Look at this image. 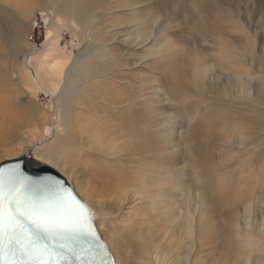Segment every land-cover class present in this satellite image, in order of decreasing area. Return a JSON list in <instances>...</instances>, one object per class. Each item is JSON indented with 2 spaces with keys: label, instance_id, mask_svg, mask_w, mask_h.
I'll return each instance as SVG.
<instances>
[{
  "label": "rangeland",
  "instance_id": "1",
  "mask_svg": "<svg viewBox=\"0 0 264 264\" xmlns=\"http://www.w3.org/2000/svg\"><path fill=\"white\" fill-rule=\"evenodd\" d=\"M82 1L92 4V20H97L96 25L100 27L94 34L90 32L89 27L83 28L70 14L63 13L62 10L54 11L46 0L45 3L44 0H0V69L9 80L2 84L17 86L21 83L19 82L21 78L23 82L28 83L30 89L28 95H22L20 104L24 106L25 103L34 102L44 108L41 115L39 111L37 119L30 117V120L22 122L20 132H15L10 140L6 137V145L0 141V163L30 152L32 156L42 162L45 161L68 179L77 196L90 209L94 219L91 202L79 189L86 186L91 198L102 204H98L101 205L98 209L100 213L103 212L105 224L99 219H94V222L114 258V247L109 241L110 232L125 230L128 233L129 222L126 220L130 218L128 213L131 209V205H127L123 211H117L120 207L118 197L124 189L118 190L117 178L126 175L127 179L129 172L135 175L139 170L143 155L141 151L135 150L136 147H140L139 145L145 148V156L156 154L155 161H148V165L153 167L159 165L161 157H164L166 163L169 158L171 159L166 143L170 137L172 140L170 142L177 153L175 160L178 161L176 164L179 169L178 186L181 185L184 190L190 186L194 196L200 198L205 206L210 224L209 233L217 239V248L213 245L211 251L213 256L219 258L220 251L217 254L214 250L217 251L221 244L228 242L227 232L230 225L232 224V230L238 236L242 225L245 227L247 222L252 221V214L249 221L244 214L242 216V206H245L243 203L247 200L249 202V197L254 198L253 196L262 192L259 188L260 178L264 173V154L260 151L262 148L264 151V137L246 150L238 148L239 141H235L233 143L235 151L232 150L233 152L227 156V152L222 151V144L227 146L228 143L225 144L221 138V130L224 128V120L233 114V111H244L248 116H253L251 107L255 104L254 100L258 93L264 95V0ZM132 4L136 5L126 7ZM159 16L161 19H158ZM58 17L62 19L59 24L54 23L56 29L54 30L50 26ZM12 18L17 20L18 26L22 29V36L8 42L6 36L1 34L4 32L1 27L4 25V28L9 30ZM156 19L158 21L154 24ZM163 22L164 26L161 28ZM147 25L154 27L158 40H163L161 44L164 43L162 45L164 47L157 50L159 56L154 55L153 38L149 42H144L145 45L142 46L137 40L133 42L135 35L130 30L131 26L143 28ZM116 34L122 36L117 37ZM120 39L129 41L123 43ZM18 43L20 50L16 52L13 48ZM221 45H224V56L220 53ZM48 48L54 49L52 61L55 58L65 61L62 80L57 81V89L53 88L54 83H51L50 79L53 75L50 65L53 62L42 61L43 54ZM235 50L239 51L236 53ZM150 51L151 53L153 51V55ZM86 52L89 53V57L85 59ZM196 59H201L202 62L205 60L214 68L211 77L206 79L208 90L205 95L196 87L198 75L194 74L195 68L199 67V64L195 67ZM241 60V67L249 72L250 78L244 77L246 88L237 95L229 88L233 74L226 69V62ZM220 61H224V69H221ZM76 62L78 70H74V73L75 75L79 72L84 73L81 77L85 82L82 89L89 87L87 93L92 97L84 94L78 105L73 106V109L76 108L72 117L76 120L75 127L85 124L88 118L95 123L97 121L101 123L94 111L101 112L104 106L108 108V105L101 104L100 96L110 93L109 89L113 91L120 89L131 95L130 103L127 102V105L133 106L135 110L145 106L147 101L152 104L155 117L150 113L146 114L144 120L147 118L148 125L139 119L145 128L141 134L136 129L134 137L138 136L135 140L137 144L133 141L131 150L130 148L126 150L128 152L125 156L120 154L112 156L111 151L99 153L100 147L87 146L86 139L80 148L78 145L62 148L63 156L61 155L62 159L58 163L47 161L43 151L38 150L42 146L56 144L65 135L73 133L75 127L68 130V123L66 125L60 115V107L63 102L62 90L66 83L65 74L73 71L71 67ZM90 75L92 77H89ZM92 78L94 79L89 81ZM213 79L214 81H211ZM140 84L145 90L141 91L143 97L136 98L134 93ZM113 85L117 88H113ZM120 90L116 94H121ZM142 93L138 95L142 96ZM13 100L19 103L16 98ZM258 101L260 100L257 99L256 102ZM261 103L262 101L258 104L259 107L263 106ZM154 121L165 123L158 128L157 125L151 126ZM238 122L240 126L246 125V119ZM101 125H105V122ZM84 130L85 128H82L81 132L85 133ZM249 131L255 130L249 126ZM240 137L237 133L235 140ZM149 144L154 148L148 147ZM204 146L206 149L211 148V162L206 170H199L196 164L204 160V156L200 155V148ZM123 160L128 161L125 164ZM165 166L168 167L167 164ZM115 173L119 176L117 177ZM113 176L116 179L115 183L112 181ZM253 191H258V194ZM204 206L201 205L202 208ZM237 210L239 216L234 217ZM200 212L201 209L196 212V217ZM260 247L264 248V239ZM199 252L200 250L195 253L197 259ZM255 260L256 256L252 255L250 264H257ZM128 264H135L132 256Z\"/></svg>",
  "mask_w": 264,
  "mask_h": 264
},
{
  "label": "bare ground",
  "instance_id": "2",
  "mask_svg": "<svg viewBox=\"0 0 264 264\" xmlns=\"http://www.w3.org/2000/svg\"><path fill=\"white\" fill-rule=\"evenodd\" d=\"M46 3H49L50 6L53 7L54 11L62 10L63 13L66 12L67 14H70L72 18H75L76 22L80 23L81 26H83V28L89 27L90 32L93 34L96 31H98L100 28L96 25L97 20L95 21L92 20V16H93V14L91 13L92 4L88 2L83 3L82 0H46ZM133 5L136 4L126 5V7L129 6L132 7ZM61 19L62 18L58 17L57 20L52 21L53 23L51 24L50 27L54 28V23L59 24L61 22ZM158 19H161L160 16ZM158 19L154 21V24L157 23ZM150 25H147L143 28H139L138 26H134V27L131 26L132 28H130V30L135 35V38L133 37L134 40L133 39L132 40L133 42H135L136 40L139 41L142 46L144 42H149V40L153 38L154 40L153 43L155 46L154 55L159 56L157 50H161V48L164 47L162 46L164 43L161 44L163 40L160 41V39L159 40L157 39V32L156 30L153 29L154 27L152 28ZM160 26L162 28L164 26V22ZM9 27H10L9 30H6L4 28V25L1 27V29L4 31L1 32V34L3 36H6L5 38L8 39V42L11 39H14L15 37L20 38L22 36V29L18 26V22L16 19L12 18L10 20ZM54 30L56 29L54 28ZM158 30H160V28H158ZM116 35L117 37L122 36V34H116ZM120 40L121 42L123 41V43L124 42L126 43L128 39H124V40L120 39ZM19 45L20 43H18V45L15 48H13L14 51L17 52V50L19 49ZM5 46H7V44H5ZM220 48H221L220 53L224 56V45H221ZM8 50L11 51V49ZM238 51L239 50H235L234 52L237 53ZM151 54L153 55V51ZM53 55H54V49L48 48L46 52L43 54L42 61L48 63ZM9 57H11V55ZM88 57H89V53L86 52L85 59ZM52 62L53 64L50 65V71L53 73V75L51 76L50 79H51V83H54L53 88L57 89L56 88L58 86L57 81L62 80L65 61L55 58ZM195 62H196L195 67L197 64H199V67L195 68V74H194V75H198V80L196 81L197 82L196 87L198 90L200 91L202 90L203 95H205V93H207L208 90L206 79L211 77L214 68H212V65H208L205 60L202 62L201 59H196ZM220 62H221L220 67H222L221 69H224V61H220ZM241 63L242 60L238 62L236 61L226 62V69H229L233 74V80L231 82L229 81L230 82L229 88L231 91H233L234 94L237 95H239L240 92H242L243 89L246 88L245 86L246 81L244 77L250 78L249 72L241 67ZM214 66L216 67V65ZM71 69H73V71H69L67 74H65L64 80H66V83L62 90L63 102H61L62 105L60 107L61 109L60 115L65 120L66 125L68 123V130L73 129L76 125L75 124L76 120L72 118L74 116L73 114L74 110L76 109V108L73 109V106L78 105V103L82 100V96H84V94L89 95L87 93L89 87L83 88L84 89L83 92L85 93L82 92L83 90L82 87H84L85 82L81 77L84 76V73L79 72L78 75H75L74 73V70L75 71L78 70L77 62L72 65ZM183 72L186 71L183 70ZM91 75L89 77H92ZM0 78H1L0 79V141L2 142L3 145H6L7 142V139L5 141L6 137H8L10 140L14 136L15 132L20 130V128L22 127L21 126L22 122L26 121L30 117H32L33 119H37L39 111H40L39 115H41V112L44 110V108L40 107L38 104L34 102L25 103L24 106L20 104L19 100H21L20 98H22V95L29 94L30 86L28 85V83H26V81H24L25 82L24 84V82L20 78L19 82L21 83L17 82L18 83L17 86H12L11 84L4 85L2 83L7 81L9 82V80L7 75H5V73L1 71V69H0ZM94 78L90 79L89 81H92ZM211 81H214V79ZM112 87L117 88L116 85H113ZM143 90H145L143 85L141 84L137 85V89L135 90L136 92L134 93L135 97L136 96H137L136 98L143 97V93H142ZM109 91L110 93H108L107 95L100 96V98L102 97L101 104L108 105V108L104 106V109L101 112L99 110L94 111L95 113H97L96 115L99 117L101 123L105 122V125H101L99 121L95 123L89 120L90 118H88L85 121L86 123L85 124L83 123L82 125L83 127L81 125L76 126L73 129V133L72 134L70 133L71 135L68 136L65 135V137L60 139L56 144H52L49 147H43V146L41 148L37 147L38 150L43 151L45 156L44 158L47 161H51V162L53 161L57 163L60 162V159H62L61 155L63 153L61 151L62 148L74 147L75 145H78L80 148L84 143L85 139L87 146L96 145V147L97 146L98 148L100 147L98 149L99 153L101 152L104 154L107 153L108 151H111L112 156L116 157L118 154H120L121 156H125V153L128 152L126 150H128L130 147L132 148L133 145L132 142L135 141L138 137V136L134 137L136 134L135 132L136 129L139 130L140 131L139 134H141L143 133V129L145 128L144 124L143 125L140 124L139 119L144 121L143 123L148 125V123H146L147 118L146 120H144V117L148 113H150L151 116H154L153 114L155 110L152 108V104L150 105L149 101H147L145 106H140L138 109L135 110L134 108H132L133 106L131 107L127 105V102L130 103L129 97H131V95H127L121 90H120L121 94H116L118 91H113L112 89H109ZM139 93H142V96H139L140 95ZM89 96L92 97V95ZM14 98H16L19 101V103H16L13 100ZM98 98L99 96L97 97V99ZM257 99L262 101L261 104H263V106L261 107L258 106V104H260V101L256 102ZM256 100H254L253 103L255 104L251 107L253 116H248L247 115L248 113L246 114L244 113V111L239 112V110H236L233 111V114L229 115L224 120V128L221 130V138L224 139L225 144L228 143V145L225 146L223 143L222 151L227 152V156L228 154H231V152L235 151L233 149V143L235 141H239L238 148H243L246 150L248 147H252L254 143L257 144V142L260 139H263L264 95L258 93ZM242 119H246V125L244 126H240L238 122L239 120L241 121ZM161 122L156 123L154 121L153 124L151 123L150 124L153 127L157 125V127L159 128L160 125L165 123V122L163 123ZM249 126H251V128H254L255 135L254 132L252 131L248 132ZM82 128L83 129L85 128L84 131L87 134V136H85V133L81 132ZM237 133H239L241 137L240 139L235 140ZM141 137H143V135H141ZM169 138L166 140V143L168 144V151L170 153L171 159L169 158V160L166 163L163 160L164 157L163 158L161 157L162 159L160 158L161 163L159 165H154V167L153 165L150 164L148 165V161H155L154 159L156 158V154L145 156V148H141V145H139L140 147L135 148V150L137 149L136 151H141V154H143L141 156L142 163H139V167H138L139 170L135 173V175H132L131 172H129L128 174L129 179L125 178L126 175H122L121 177L117 178L119 182L118 190L119 188H124L123 191H121L120 197H118V202L120 207L119 209H117V211L118 212L123 211V209H125L127 205H131V209L129 210L128 213L130 218L126 220L129 222L128 233H126L127 231L125 230H120V232H117V230H113L110 232L109 241L110 244L112 243L114 247V252H113L114 264H128L130 256H132V259L135 264H222L223 261L224 264H250L252 255H255L257 258V260H255V263L256 262L263 263L264 248H261L260 244L261 241H263L264 239V173L262 174L263 176H261L260 178L261 188L259 189H261L262 192L259 193L260 195L253 196L254 198H251L248 195L250 201L247 202L248 201L247 200L246 201L247 203L246 202L243 203L245 204V206H242L243 207V209L241 210L242 216L244 214V216L248 218L247 221H249V219H251V214H252V221L250 220V222H247L245 227L242 225L241 231L239 232L238 236L234 234L232 230V224L230 225L229 232H227L228 242H225V244L223 245L220 243L221 246L218 247V250L217 251L214 250L217 254L220 251L219 258H216L215 256H213V251H211V248L213 245H215L217 248V239H215L212 233H209L210 224L205 206L201 202L200 198H196L194 196L192 188L190 186H188L186 190H184L181 187V185L178 186L177 181L178 180L180 181V179H179L178 165L176 164L177 160H175L177 153L174 149V146H172L170 142L172 140ZM135 143L137 144V141H135ZM152 144H149L148 147L151 146L154 148ZM131 148L129 150H131ZM200 149H199L200 155L204 156L203 158L204 160L203 162L196 164V166L199 170H203V169L206 170V168H208L207 165L211 162L210 159L211 148L206 149V146H204L201 147ZM5 151L7 152L8 150ZM260 153L264 154L263 148L261 149ZM123 161H125L126 164L128 160H123ZM122 164L124 163L122 162ZM165 164H167L168 167H166ZM116 167L118 168V166ZM202 173L205 172L202 171ZM119 174L121 173L119 172ZM110 175L112 176V174ZM115 180L116 179L113 176L112 181H114V183ZM109 182L110 180L108 181V183ZM79 189L84 193L86 199L90 200L94 214V219L95 220L99 219V221L102 224L103 223L105 224V218L102 215L103 212L100 213L98 209V206L101 207L102 205L101 202L98 201L101 204L98 205L99 203H97V201H95L94 198H91L90 194L86 190L87 189L86 186L84 187L82 186ZM254 193L258 194V191ZM234 203H236V201ZM201 205L204 207L202 208ZM199 209H201V212L196 217V212ZM238 213L239 211L234 214V217H238L239 216ZM199 250H200V252L198 253L199 258L197 259L195 257L196 256L195 253H197V251Z\"/></svg>",
  "mask_w": 264,
  "mask_h": 264
},
{
  "label": "snow or ice",
  "instance_id": "3",
  "mask_svg": "<svg viewBox=\"0 0 264 264\" xmlns=\"http://www.w3.org/2000/svg\"><path fill=\"white\" fill-rule=\"evenodd\" d=\"M39 192L17 169H0V264H108L89 210Z\"/></svg>",
  "mask_w": 264,
  "mask_h": 264
},
{
  "label": "water",
  "instance_id": "4",
  "mask_svg": "<svg viewBox=\"0 0 264 264\" xmlns=\"http://www.w3.org/2000/svg\"><path fill=\"white\" fill-rule=\"evenodd\" d=\"M15 168L24 177L34 182L35 187L40 189L41 196H48L52 193L68 195L79 200L90 212V221L93 230L98 237L99 243L105 246L107 250L106 260L108 264H114L112 254L107 244L99 234L92 213L86 204L76 195L68 179L51 165L36 159L30 153H24L19 157L8 159L0 163V169Z\"/></svg>",
  "mask_w": 264,
  "mask_h": 264
}]
</instances>
